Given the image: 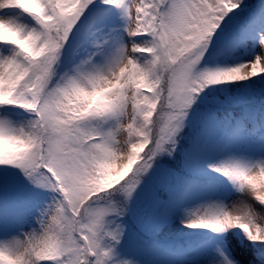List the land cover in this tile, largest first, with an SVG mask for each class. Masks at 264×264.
<instances>
[{"label":"snow or ice","instance_id":"obj_1","mask_svg":"<svg viewBox=\"0 0 264 264\" xmlns=\"http://www.w3.org/2000/svg\"><path fill=\"white\" fill-rule=\"evenodd\" d=\"M253 11L246 0H0V109L30 117L0 118V166L39 197L24 215L36 227L0 242V264H111L123 229L110 217L177 151L196 100L264 75V10ZM252 43V59L231 63ZM216 61L226 66H206ZM210 167L243 198L208 204L187 227H239L264 244V159Z\"/></svg>","mask_w":264,"mask_h":264},{"label":"rangeland","instance_id":"obj_2","mask_svg":"<svg viewBox=\"0 0 264 264\" xmlns=\"http://www.w3.org/2000/svg\"><path fill=\"white\" fill-rule=\"evenodd\" d=\"M252 0H246V3L250 5ZM262 5L264 6V0H261ZM258 10V8H255ZM264 10V7L261 8ZM250 44L248 47L240 49L236 52L235 59L231 60V63H240L252 59L253 55L258 51V45L255 46ZM219 65V64H218ZM217 65V66H218ZM226 66V65H219ZM254 82H241L242 84H248L249 87L253 89H258L264 85V75L253 77ZM262 84V85H261ZM214 89V85L212 87ZM225 92L231 93L230 89L235 91L234 93L241 92V87L231 88L223 86ZM229 90V91H228ZM208 91V89H207ZM205 97L198 98L193 106L197 102L205 100ZM214 98L209 99V102H214ZM192 110V109H191ZM190 115V111H189ZM222 117V115H219ZM6 117L7 119L13 121L16 125L24 123L30 117H22L14 114H6L1 118ZM247 118L244 116L240 117V124L237 123L234 126L232 122H229L228 119H218L214 122L215 134H216V144L227 137L222 143L223 149H230L226 155L220 157L215 156L213 158H208L207 163L204 164V167L215 172L210 165H218L222 162H227L230 159H244L247 161H256L259 159H264V137L258 135L250 136L249 134H244V139L241 143H234L233 139H228L229 130L236 128L237 131L242 129L246 125ZM223 136H222V132ZM239 132H237L236 137L238 138ZM227 144V146L225 145ZM226 148H224L225 146ZM127 161H121V166ZM139 163V160L134 162L133 168L136 164ZM189 163V162H188ZM197 167V166H195ZM193 166V169H196ZM158 167L150 169L142 180V183L137 187L136 191L132 196V200L137 199L136 202H139L141 195L145 193H151L157 190V185L165 184V174ZM192 169V170H193ZM154 171V172H153ZM217 173V172H216ZM131 173H129V176ZM17 179L24 180L22 174L16 176ZM25 181V180H24ZM219 185L213 187L211 193H206L203 197H198L197 192L194 191L192 196H188L185 201L182 202L181 206L175 204V206H168L165 203H155L152 206L146 207V212L149 211L150 207H155V212L151 215H143V223L147 227V230L150 234H153V237H163V236H173L177 232H182L186 230L187 224L192 221L197 214H199L208 204L222 202L224 204H230L232 201L243 198L242 194L235 190L232 182L227 185L226 182H219ZM51 194H49L50 196ZM39 197L37 198V200ZM48 199V196L45 197ZM140 202H143L141 200ZM35 203V202H34ZM30 204L29 208L34 204ZM258 203V202H257ZM13 215L6 216L5 213H0V242L10 240L14 237H22L24 233L30 232L33 228L36 227L34 218H29L27 221L24 220L25 213L13 212ZM135 218H139L137 212L133 213ZM112 220V226L115 227L118 225V218L110 217ZM123 231L131 238V242L127 244L128 247L119 248V244L113 247V257L116 254V261L112 264H123L124 258H131L133 260L132 264H222V261L216 255L213 250L203 251L200 257L194 262L190 261L188 258L183 256L184 254L178 253L173 254L171 252L172 247L159 242L146 241V238L143 237L139 232L131 229L128 226V223L123 220L121 225ZM124 235V233H123ZM216 235L218 245H221L224 248V253L230 260L238 262V264H255L256 258L264 254V244L259 242L251 241L247 234L244 233L239 227L229 228L227 230H221V233ZM123 236L121 237V240ZM120 258V260H119Z\"/></svg>","mask_w":264,"mask_h":264},{"label":"trees","instance_id":"obj_3","mask_svg":"<svg viewBox=\"0 0 264 264\" xmlns=\"http://www.w3.org/2000/svg\"><path fill=\"white\" fill-rule=\"evenodd\" d=\"M250 8V6H249ZM239 11V10H237ZM91 18L88 22L85 23L84 29L89 25ZM208 66V65H206ZM262 85V84H261ZM224 85H214V89L211 86V90L207 89L204 93L201 94V97H205V100L197 102L196 105L193 106L190 112L201 115H212L216 112H221L223 114L229 113H241L248 112L254 106L264 107V85L259 87L258 89H253L248 86V84L241 85V92L234 93L232 89H230L231 93L225 92ZM229 91V90H228ZM214 98V102H209V99ZM14 114L22 117H29V114L25 113L23 109H15V110H4L0 109V118L2 115L6 114ZM194 126L189 122H184L183 131L181 132L182 139L178 143L177 151L172 155H164L161 159L153 165V168L158 167L154 171L160 170L165 174V179L168 181L171 179V185H178L181 188H184L188 185V180L184 178L187 176H200L193 169L194 163L188 157V146L190 144V139L192 137L190 132H193ZM143 151H147L145 148ZM143 152L141 153V155ZM189 159V160H188ZM189 162V163H188ZM195 167V166H194ZM196 168V167H195ZM194 171H193V170ZM153 171V172H154ZM20 172L18 169H5L3 166H0V213L6 210L10 211L14 208H24L28 199L36 198L34 190L31 186L24 180L17 179L16 176L19 175ZM160 194H162L161 190ZM146 196L145 194L141 195V198ZM130 199L127 204V209L122 217L115 218H124L130 222V216L133 215L136 209H139L141 205L139 202ZM205 238V229H193L187 228L182 232H177L173 236H163L161 241L165 244H170L173 240L183 241V240H192L198 239L202 240ZM113 255V253H112ZM116 254L112 258L114 259L112 262L116 261ZM111 262V264H112Z\"/></svg>","mask_w":264,"mask_h":264}]
</instances>
